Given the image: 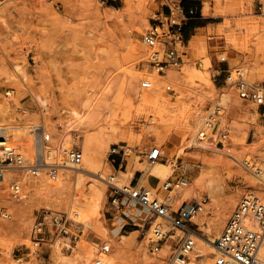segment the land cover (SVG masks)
I'll return each instance as SVG.
<instances>
[{
	"label": "rangeland",
	"instance_id": "374dc122",
	"mask_svg": "<svg viewBox=\"0 0 264 264\" xmlns=\"http://www.w3.org/2000/svg\"><path fill=\"white\" fill-rule=\"evenodd\" d=\"M113 2L115 5L105 0H0V124L15 126L14 132H21L20 125L44 123L52 149L68 146L69 149H82L85 155L83 136L106 130L112 118L119 122L121 115L115 116V111L119 110L118 99L127 95H142L143 89L139 85L144 73L159 80L157 90L163 96L169 100L179 98L176 112L180 108L191 112L193 128L187 140L196 136L201 124L196 115L198 109L219 103L224 93L230 99L237 97L245 109L247 132H241L229 121L222 124L223 116L229 119L233 108H229L228 101H224L226 108L223 106L224 114L219 127L228 126L230 129V150L217 148L214 141L210 144L212 148L192 147L185 153H179L183 142L178 133L165 135L167 131L160 128L159 132L165 136H157L153 130L148 131L145 121L123 126L125 134H117L111 143L98 149L100 162H106L108 181L112 175L122 179L124 172L115 169L111 160L106 159L112 144L127 143L132 149L127 158L129 165L134 171L141 170L147 174L139 185L153 188L147 182L151 165L138 152L152 144L161 146L164 153L162 163L169 164L171 161L174 164V170L168 177H183L188 184L183 191H180L182 186L171 194L174 209L184 200L208 198L211 181L218 192L217 201L212 202L208 198L209 204L196 216L192 227L205 238H216L243 194L254 192L264 198V184L260 187L250 184L252 177H260L244 165V160H250L264 169V104L258 105L241 98L235 85L226 80L229 71L239 69L248 82L264 92V24L259 25L252 17L262 12L257 2L255 7L253 0H216L215 13L223 14L222 24L209 29L195 53L187 54L179 70H170L166 77L159 78L144 61L147 47L141 43V33L151 23L164 20L169 12L168 4L172 2L132 0L131 9L125 14L116 10L125 4L124 0ZM107 14L113 17L108 18ZM212 36L225 47L211 46ZM131 44L142 52L130 57L128 49ZM212 52H216L217 61L214 64ZM208 57L211 64L207 63ZM229 61L231 66L223 73L224 80H215L219 78L216 72L218 64ZM205 63L207 65L202 66ZM197 67L203 68L206 77L200 74L191 76L188 69L195 70ZM167 83L172 84L176 94L165 90ZM6 90L14 91L6 95ZM146 90L150 94L155 92L154 88ZM147 124L153 125L150 121ZM26 131L23 138L17 139L13 135L12 140L23 144L29 154L31 135L28 128ZM94 143H97L96 140ZM139 162H143V166ZM59 174L66 175L61 170ZM93 176H85L82 184L76 186L75 175L72 174L65 190L59 192L43 188L42 184L48 182L50 186H55L60 180L59 176L51 179L47 170H43L35 179L24 178V182L35 181L30 187L24 184L26 196L20 201L7 198V182H3L0 209L11 214V218L0 217V247L5 243L11 245L10 255L4 257L3 263L20 264L16 259L23 256L32 244L31 230L39 211H78L71 200L77 192L89 191L90 183L96 182ZM167 178H158L157 185L161 186ZM129 181L124 185H128ZM109 184L104 186L100 183L104 189L101 208L96 211L85 207L81 215L88 212L89 218L85 214L82 222L78 221L79 217L78 222H74V227L83 230L77 247L63 251L43 247L38 257L23 259L22 264H93L97 255H105L102 259L106 264H165L147 247V238L153 227L161 223L160 217L156 218L151 212H147L145 217L131 214L129 206L116 210L109 200ZM152 190L156 192V188ZM184 192L187 197H183ZM158 195L164 196V192L160 190ZM123 212L133 218L135 225H126L121 232L115 233L113 230L118 220L123 225L127 224L124 218L132 222ZM201 214L204 225L212 223L210 233L200 228L198 219ZM121 234L127 235L123 241ZM96 241L109 243L110 253L97 254L93 247ZM169 244L166 243L160 256L165 255ZM214 256L209 253L207 257L199 258L198 264H211Z\"/></svg>",
	"mask_w": 264,
	"mask_h": 264
},
{
	"label": "built area",
	"instance_id": "2783aa9c",
	"mask_svg": "<svg viewBox=\"0 0 264 264\" xmlns=\"http://www.w3.org/2000/svg\"><path fill=\"white\" fill-rule=\"evenodd\" d=\"M256 1L259 11L263 13L264 0ZM168 9L169 12L164 20L159 19L156 23H151L150 27L141 33V41L147 47V57L144 61L152 68V72L160 75H166L169 70H179L184 64V55L187 54L183 25L194 14L193 9L186 10L181 3L176 2L168 4ZM221 60L226 61V58ZM147 74L144 73L140 79L141 89H151L154 86L153 79ZM226 80H230L235 85L241 98L251 100L258 105L264 104V92L248 82L239 69L229 71ZM164 88L176 94L171 83L165 84ZM12 91L14 90H6L5 93L10 95ZM222 111L223 105L219 103L196 111L201 122L196 132V140L207 144L215 141L217 148L230 150V129L228 126L219 127ZM13 127L0 126V188L2 189V183L6 181L5 192L9 200L24 199L26 196L24 184L30 187L43 170H47L51 179H55L65 165L74 167L82 163L83 150L70 148L66 150L62 164L58 162L45 164L51 146L50 135L46 133L44 127L41 124L27 127L31 135L29 154L23 144L12 140ZM138 153L143 155L150 165L164 160L162 147L156 144L146 146ZM131 154L132 149L127 143H114L110 146L106 160L110 159L111 165L116 161L122 164ZM244 165L256 176L264 173L263 168L254 161L244 160ZM27 176L34 179L24 182ZM186 184L187 181L180 176L168 177L161 186L156 187V192L152 190L155 188H148L145 185H132L131 180L128 185L109 184L111 188L109 200L116 210L127 209L129 206L128 212L131 214L137 213L145 217L147 212H153L160 217L161 223L153 227L147 238V247L153 254L161 257L165 264L191 262L190 254L195 249L196 234H198L192 227L193 221L208 202L207 197L201 200L196 198L191 201L184 200L177 209H174V199L171 194ZM160 190L164 192V196L158 195ZM139 209L145 212L139 214ZM123 213L129 217L127 213ZM0 217L11 218V214L5 209H0ZM129 218L135 225L133 218ZM74 222H78L75 210L39 211L31 230L32 244L16 261L22 264L23 259L38 257L43 247L62 251L77 247L83 230L74 227ZM263 240L264 198L254 192H247L241 196L222 231L215 238L213 243L218 253L213 257L211 264H264V258L260 255ZM168 242L170 244L165 255L160 256ZM93 247L97 254L110 253L111 250L110 244L103 241L93 242ZM93 264H106V262L97 255L93 258Z\"/></svg>",
	"mask_w": 264,
	"mask_h": 264
},
{
	"label": "bare ground",
	"instance_id": "6f19581e",
	"mask_svg": "<svg viewBox=\"0 0 264 264\" xmlns=\"http://www.w3.org/2000/svg\"><path fill=\"white\" fill-rule=\"evenodd\" d=\"M124 3L125 4L122 7H120L119 9H116L121 14H125V13L130 11L132 0H124ZM106 16L108 18L113 17L112 14H107ZM202 39H204V37L203 38H201V36H200V38L194 37V39L191 40L192 41L191 44H192L193 48L195 47V49H196L198 47L199 41ZM141 43L143 44L142 41H141ZM141 52L142 51H137L133 44H131L130 48L128 49V55L130 57L135 56L136 54H139ZM207 60H208L207 63L211 64L210 57H208ZM205 65H207V64L205 63L202 66H205ZM189 71H190L191 76H193L195 74H200V75H203L206 77V74H205V71L203 70V68L197 67L195 70L194 69H191V70L188 69V72ZM167 75H168V73L165 76H167ZM158 76H159V78H161L164 75L158 74ZM152 79L154 81V86L152 88H154V91H155L154 92L153 90H151L152 92H154L153 94H150L149 92H147L146 89H143L144 92L142 91V95L138 94V95H133V96L127 95L123 98L120 97L118 99V109L119 110H118V112L115 111L116 117L121 115L119 122L117 120H113V118H112V122L107 126L106 130H103L101 132H98V133L92 134V135L91 134L90 135L85 134L83 136L84 137L83 141H84V146H85V155L83 157L84 160H83L82 165H78V166H74V167H72L70 165H65V168L61 169V171H64L66 173V175L63 176V175L59 174L58 176L60 177V180L56 183L55 186H50L48 184V182L45 184H42L43 188L63 192L65 190V187L68 185V183H69L68 179L71 177L72 174L75 175L76 186H79L82 184L83 178L85 176H91L92 174L94 175L92 178H95L96 182L90 183V185L88 186L89 191L77 192V195L73 196V198L71 200V204H73L74 206H76L79 209L78 211H75V213L77 214V217H79V220H78L79 222L83 221V217L85 219V214H86L85 212H87L88 210L84 212L85 214L83 213L84 216L81 215V210H83L85 207H87V208L92 207V210L94 208V210H96V211L101 208V206H102L101 200H102L103 194H104V189L100 185L101 182L104 184V186L107 183H113L116 185H124V183L126 181H129L131 179V177L134 173V170H133V166L131 167L130 165H128V167H127L128 169L126 172L123 173L122 179H118V177H116L115 175H112L110 177V180L108 181L109 176L105 172V168H106L105 163L106 162L101 163L99 158H98L99 147H102L104 144H109V142L111 140L115 139V136L117 134H125V131L122 129V127L127 126L128 124H130V122L145 121L144 124H146L148 131L153 130L157 136H165V135H169L173 132L178 133L180 135L181 141L183 142L182 147H180V149H179V153H185L188 148H192V147L212 148L210 146V144H207V142L199 143L196 140V136H194L191 140H187L188 135H189V133H191L192 128H193V123H192V119H191L193 117H191V112H189L188 110H182L181 108L179 109L178 112H176L175 107L179 106V104H177L180 101L179 98H174V99L172 98V100L171 99L169 100L167 97L163 96L162 93H160L157 90L159 88L158 87V85H159L158 81L159 80L155 79V78H152ZM205 81H206V79H205ZM10 95H11V93H10ZM115 100H117V99H115ZM221 100H223V101H221ZM224 101L225 102L228 101L227 104H229V108L230 107H233V108H231V111H230L231 114L229 113V115H230L229 119H226V117L223 116L222 124L224 121H229V122H232L234 124L235 128H237V127L240 128L241 126H243L244 117H243L242 112L240 113V110H243V106L240 104V100L237 97L230 99L229 95L224 93V94H222V96L218 100V102H219V104H222L224 106V108H226V106H225L226 104ZM223 114H221V116H220L221 119H222ZM149 121L153 125L147 124V123H149ZM2 125L3 124H0V126H2ZM41 125L45 129L44 123ZM10 127H13V126L11 125ZM19 127L21 128L19 130H22L21 132L20 131L14 132V129L12 131V134L15 137H17V139L23 138V136L25 134H27L26 130H27L28 125H20ZM160 128H164L167 131V134L163 135L162 133H160L159 132ZM239 138H241V137H239ZM95 140L97 143H94ZM186 140H187V142H186ZM184 142H186V143H184ZM129 147H131V146H129ZM67 149H69L68 146L60 147L59 149H56V148L55 149H52V148L49 149V151L46 155V159H45L46 163L45 164H49L52 162H58V164H62V161L65 159L64 155H65V152ZM139 164L142 165L143 162H139ZM173 166H174V164H172L171 161L169 164H164L161 162L158 164L151 165L148 172H149V174H153V175L163 179V178H167L173 172V170H174ZM145 169H146V166H145ZM263 171H264V169H263ZM89 174H91V175H89ZM144 175L143 176L146 177L147 174H144ZM259 177L260 178L252 177V183H250V184H254L257 187H260L259 185H263L264 184V173ZM184 186H186V185H184ZM184 186H183V188L180 189V191L184 190ZM187 186H188V184H187ZM189 188H191V186ZM174 197L176 199V195ZM183 197H187V193L185 194V192H184ZM217 197H218L217 189L214 187V185L210 181L209 188H208V198H210V200L212 202H216ZM208 204H209V201L204 205V207L201 211H203ZM151 213L154 214L153 212H151ZM86 215L88 217V215H89L88 212ZM94 215H95V213H94ZM154 215H156V214H154ZM202 215L203 214H201L200 215L201 217H199V219H198V223L201 225L200 228H201V230H204L205 233H210L212 231V223H209L208 225H204L203 224L204 218ZM90 216H92V215H90ZM156 218H159V217L157 216ZM113 231L116 233V230H113ZM126 236L127 235H125V234H121L120 239L123 241L126 238ZM196 237H197L196 240L198 239V241L196 243L194 251L190 254L192 264H198L199 258H202L204 256L207 257L209 253H213L214 255L216 253H218V250L213 243L215 240L214 237L205 238L203 235H199V234H196ZM10 252H11V245L9 243H5L3 246L0 247V264H4L3 263L4 257L9 256ZM260 255L264 257V240H263L261 248H260ZM99 257L104 258L105 255H100ZM208 263H210L209 260H208ZM188 264H190V262Z\"/></svg>",
	"mask_w": 264,
	"mask_h": 264
},
{
	"label": "crops",
	"instance_id": "0c3cea01",
	"mask_svg": "<svg viewBox=\"0 0 264 264\" xmlns=\"http://www.w3.org/2000/svg\"><path fill=\"white\" fill-rule=\"evenodd\" d=\"M1 1H5V0H1ZM107 1V0H105ZM163 1V0H161ZM171 2H176V3H181L184 8L186 10L189 9H193L194 10V14L185 22V24L183 25V37H184V43H185V47H186V54H193L195 51V47L193 48L192 44H191V40L194 39V37H198L203 38L204 35H208L209 29L214 26L217 25L219 23H221L222 19H223V14H216L215 13V5H216V0H168ZM254 5L256 7V0H253ZM206 3H209L206 4ZM151 7H152V3H151ZM151 9V8H150ZM253 19L256 20V22L259 23V25H263L264 24V12L261 15H253L252 16ZM263 18V19H262ZM250 22H253L252 20H250ZM222 24V23H221ZM205 38V37H204ZM212 40L209 42L211 46H218L220 49L225 47V44H221V41H217V39H215V36L211 37ZM202 40L199 41V44H201ZM198 44V45H199ZM224 51V50H222ZM231 51V50H229ZM212 59H213V64L215 61H217L216 59V52H212ZM187 57V55H184V58ZM215 66V65H214ZM231 66V62H225V63H219L218 67L216 69L217 75H219V78H215L218 79L219 81L224 80V72H227L229 70ZM223 75V76H221ZM163 77H166L165 75ZM240 104L242 105V103L240 102ZM242 112L243 117H244V124L243 126L240 127L241 132H247L246 130V126H247V118L245 115V109L243 107V110H240V113ZM231 114V112H230ZM129 165V159H127V161H125L122 164H119L118 161H116L115 163L112 164V166L117 169L119 168V170H121L122 172H126L127 171V167ZM144 173L141 170H135L132 177H131V183L132 185H136L139 184L140 181L146 177L143 176ZM152 175V176H151ZM159 177L153 175V174H149L147 177V182L149 184V186L156 188L158 185V180ZM143 179V180H144ZM145 210L143 209H139L138 213L142 214L144 213ZM127 217V216H126ZM125 221H127V224L122 223L121 220L117 221V225L114 228V230H116V233L121 232V228H124L126 225H134L133 222L128 221L126 218H124Z\"/></svg>",
	"mask_w": 264,
	"mask_h": 264
},
{
	"label": "trees",
	"instance_id": "16d2710c",
	"mask_svg": "<svg viewBox=\"0 0 264 264\" xmlns=\"http://www.w3.org/2000/svg\"><path fill=\"white\" fill-rule=\"evenodd\" d=\"M107 2H108L110 5H115V3L113 2V0H107Z\"/></svg>",
	"mask_w": 264,
	"mask_h": 264
}]
</instances>
